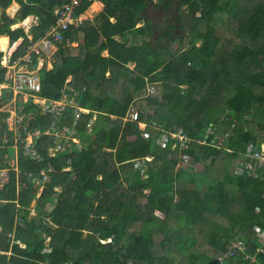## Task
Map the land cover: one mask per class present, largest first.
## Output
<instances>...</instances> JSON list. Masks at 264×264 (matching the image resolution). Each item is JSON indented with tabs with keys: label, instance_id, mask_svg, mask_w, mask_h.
Returning a JSON list of instances; mask_svg holds the SVG:
<instances>
[{
	"label": "trees",
	"instance_id": "1",
	"mask_svg": "<svg viewBox=\"0 0 264 264\" xmlns=\"http://www.w3.org/2000/svg\"><path fill=\"white\" fill-rule=\"evenodd\" d=\"M63 1L0 0V35L11 44L22 38L12 59L24 52L29 33L39 38L54 23ZM92 1L81 0L75 15ZM99 1L103 8L93 18L62 31L51 67L39 70L42 96L55 98L69 85L81 105L91 101L80 120L84 132L96 116L86 146L50 156L51 137L42 134L41 160L24 156L19 145L17 171L9 162L7 113L0 110V169H7L0 183V264H216L211 254L234 238L255 247L264 228V177L234 174L232 166L247 144L264 142V0H157L166 19L156 32L141 15L149 0ZM175 1L178 13L171 12ZM13 2L18 9L11 16ZM183 11L192 22L185 41L169 22L181 25ZM30 15L37 22L28 31L14 26ZM0 44L6 48V37ZM148 83H159L158 93L148 94ZM10 97L2 91L0 105ZM132 106L140 110L136 121L127 117ZM23 111L32 113L31 127L42 129L60 117L42 114L32 101ZM73 111L67 107L62 120L71 122ZM235 118L224 141L232 151L198 142L207 126L219 123L222 133ZM180 128L192 139L187 149L154 143L159 131ZM181 153L194 169L177 165ZM148 155L144 167H135L134 158ZM46 162L53 171L36 197L32 179ZM259 258L264 263V254Z\"/></svg>",
	"mask_w": 264,
	"mask_h": 264
},
{
	"label": "built area",
	"instance_id": "2",
	"mask_svg": "<svg viewBox=\"0 0 264 264\" xmlns=\"http://www.w3.org/2000/svg\"><path fill=\"white\" fill-rule=\"evenodd\" d=\"M81 0H64L60 5L53 10L55 21L52 23L45 33L39 38H33L32 34L27 35V44L22 54L12 59L11 54L6 52L2 56L1 64L6 68L4 81L0 83V94L3 91H10V99L3 105H0V110L7 113L6 122L8 129L12 132V149L14 157L11 159L14 162L12 165L17 170V151L21 145L24 156L34 160H41V155L37 149L38 139L42 134H47L51 137V144L48 146V154L56 156L66 151H80L87 142V135H90L95 114L87 121L85 130L82 132L80 128V120L82 113H87L91 110L90 100H87L84 105L79 103L77 91H73L69 85H66L59 91V96L48 98L40 94L41 83L39 70L45 65L51 67L52 55L57 49V42L62 39V31L67 29L71 24L78 25L83 19L82 15H75V9L80 6ZM28 31V30H26ZM69 79H67L68 81ZM184 87V86H182ZM146 92L148 94L158 93V88L154 83L146 84ZM32 101L37 105L42 114H54L59 117L57 120L49 122L44 129L39 126H30L31 112L26 114L23 109L28 102ZM67 107H73V115L71 122L63 121L62 114ZM140 110L132 106L127 112V117L131 121L138 119ZM245 117V116H244ZM239 122L238 118L233 119L232 123L222 132L220 124L216 123L209 125L205 129L203 138H199L200 144H209L222 152H230L232 149L224 144L231 134L234 126ZM154 124V123H153ZM141 129H145L146 123L138 122ZM146 135L147 133H143ZM188 136L181 128L178 130H162L153 139L156 145L161 148L171 149L175 147L180 150L187 149L191 142ZM243 158L236 159L232 170L235 174H247L252 177H264V143H260L259 148L253 143H249L243 153H240ZM172 153L167 154V158H171ZM239 156V157H240ZM151 155L144 158H134L135 167H144V159L150 160ZM69 161V160H68ZM178 166L185 167L188 170L194 169L193 165L188 162L186 154L181 153L179 156ZM69 169V166H64L63 170ZM18 171V170H17ZM53 171L50 162H46L45 166L40 169V174L37 178L33 177L34 187L36 188V197L40 195L45 183L49 179V173ZM29 176H32L29 174ZM0 179H7V169H0ZM20 180V177L18 178ZM22 185L25 182L21 181ZM55 190L60 187L55 186ZM48 219V218H47ZM21 223L19 216L15 219V224ZM10 237L11 234H8ZM257 242L255 247L249 248L248 243L243 238L237 237L230 241L223 252H216L211 255L213 262L216 264H264L260 258V254H264V228L257 230Z\"/></svg>",
	"mask_w": 264,
	"mask_h": 264
},
{
	"label": "crops",
	"instance_id": "3",
	"mask_svg": "<svg viewBox=\"0 0 264 264\" xmlns=\"http://www.w3.org/2000/svg\"><path fill=\"white\" fill-rule=\"evenodd\" d=\"M157 2V0H149L148 4L142 9L141 11V15L145 18H148L151 20L152 23V27L155 32L156 31H160V27H161V21L162 19L159 17L157 18L159 15H161V6L160 5H156L155 3ZM13 5H15V12L18 9V4L16 2L12 3ZM159 4V3H158ZM184 7V6H183ZM103 8V3L99 0H93L90 7L82 14L83 18H93L99 11H101ZM14 12V13H15ZM10 14V13H9ZM11 16H13L14 14H10ZM90 15V16H87ZM113 20V19H111ZM158 21V24H157ZM36 17L33 15H30L28 17H26L23 21L15 24L14 26H19L22 25L24 26L25 30H28L29 27L32 24H36ZM144 23V20H141V22L138 23V26L142 25ZM158 28H157V27ZM175 28H178V26L175 24ZM159 29V30H158ZM31 34V33H29ZM0 37H6L7 40V46L4 49L3 46H1L0 44V50H2L4 53L6 52L7 54H12L16 48L18 47V45L21 43L22 38H19L17 41L13 42L12 44L9 42V38L6 35H0ZM157 37L155 36L154 39H156ZM186 39V37H185ZM184 39V40H185ZM52 65V64H51ZM69 79V78H68ZM91 108V105H90ZM91 118V117H90ZM96 119V116L94 118V120ZM93 120V122H94ZM143 123V122H141ZM145 123V122H144ZM93 125V123H92ZM92 128V127H91ZM146 131V130H145ZM94 135V134H92ZM90 140H92V137L90 138ZM264 143V142H262ZM14 153V152H13ZM13 161V160H12ZM12 165V164H11ZM234 173V172H233ZM235 174V173H234ZM5 181V180H4ZM4 181H0V182H4ZM59 187V186H58ZM146 189H144L145 191ZM35 200H33L30 204V210H29V215H34L35 214ZM48 251V250H46Z\"/></svg>",
	"mask_w": 264,
	"mask_h": 264
},
{
	"label": "rangeland",
	"instance_id": "4",
	"mask_svg": "<svg viewBox=\"0 0 264 264\" xmlns=\"http://www.w3.org/2000/svg\"><path fill=\"white\" fill-rule=\"evenodd\" d=\"M176 4V1H175V3H172V8H171V12H176V13H178V10L175 8V5ZM15 5H13V4H11L8 8H7V12H8V14L10 13V14H14V12H15ZM182 10H184V11H186L185 10V8L184 7H182ZM182 12V24L180 25V24H176V22H175V20L173 19V18H169L170 19V21L169 22H171V23H174V24H176L177 26H178V28H173L174 30H173V34H183L184 35V39H185V37H186V39H188V38H190V35H191V24H192V22H190V20H189V15H187V13L186 12ZM171 12H169L170 14H172ZM164 11L162 10L161 11V15H159L157 18H161L163 21L166 19V17L165 16H163L164 15ZM190 14H191V12H189ZM87 16H90V15H87ZM222 18H224V17H222ZM162 22V21H161ZM157 24H158V21H157ZM157 27V26H156ZM158 28V27H157ZM165 28H167V25H165ZM159 30V29H158ZM217 32H219V30L217 31ZM185 39V40H186ZM184 40V41H185ZM155 42V41H154ZM55 55V52L53 53V55H52V57ZM157 86L158 87H160V84L159 83H157ZM239 158H243V156H240V157H237V159H239ZM9 162H10V164H12L14 161H12L11 159L9 160ZM194 167V166H193ZM0 181H2L1 179H0ZM1 183V182H0ZM47 240H48V238H47ZM46 240V241H47ZM213 254V253H212ZM211 254V255H212Z\"/></svg>",
	"mask_w": 264,
	"mask_h": 264
}]
</instances>
